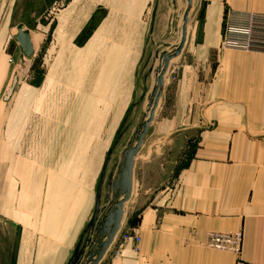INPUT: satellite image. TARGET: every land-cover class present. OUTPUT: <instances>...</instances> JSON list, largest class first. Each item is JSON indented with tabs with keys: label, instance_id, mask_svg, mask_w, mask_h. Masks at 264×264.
Wrapping results in <instances>:
<instances>
[{
	"label": "rangeland",
	"instance_id": "rangeland-1",
	"mask_svg": "<svg viewBox=\"0 0 264 264\" xmlns=\"http://www.w3.org/2000/svg\"><path fill=\"white\" fill-rule=\"evenodd\" d=\"M187 6L188 0L0 1V29L10 40L0 57L1 247L13 245L21 225L71 238L86 227L91 241L98 239L88 226L107 154L118 131L119 140H132L146 119L159 66L149 51L141 61L140 48L149 39L176 45ZM157 24L165 34L153 37ZM18 25L30 30L31 56L16 40ZM221 49L220 55H257ZM117 146L103 203L117 174Z\"/></svg>",
	"mask_w": 264,
	"mask_h": 264
},
{
	"label": "crops",
	"instance_id": "crops-1",
	"mask_svg": "<svg viewBox=\"0 0 264 264\" xmlns=\"http://www.w3.org/2000/svg\"><path fill=\"white\" fill-rule=\"evenodd\" d=\"M230 9L264 12V0H201L135 156L133 191L120 231L98 264H264V53L220 55L221 47L232 50L222 45ZM156 16L154 11L153 22ZM165 30L157 24L151 34ZM7 32L0 29V57L10 41ZM174 46L149 39L140 48L141 61L148 51L157 59ZM131 141L119 140L115 173ZM101 198L102 206L113 202L108 197L103 203V191ZM95 204L96 198L89 223ZM85 228L71 238L26 232L21 225L13 245L0 246V264H68L80 242L90 238ZM239 230L240 254L205 244L211 233ZM127 231L141 238L139 244L124 241ZM90 249L87 245L85 252ZM87 260L82 256L78 264Z\"/></svg>",
	"mask_w": 264,
	"mask_h": 264
},
{
	"label": "water",
	"instance_id": "water-1",
	"mask_svg": "<svg viewBox=\"0 0 264 264\" xmlns=\"http://www.w3.org/2000/svg\"><path fill=\"white\" fill-rule=\"evenodd\" d=\"M194 2L195 0H188V6L183 17L182 36L180 41L171 51H164L160 55H157L160 63L158 69L156 70L155 85L149 97L146 119L140 124L139 129L134 133V138L131 142H129L128 147L123 151V159L118 165V173L115 179L108 183V188L111 193L110 198H112L113 202L108 207H105L101 205L102 188L111 155L119 143V131L107 154L101 177L97 185L94 214L88 226L89 229H94L98 239L96 241H91V239L88 238L82 246L81 241L68 264H78L80 258L85 255L88 258L86 264H98L115 240V237L121 228V222L124 217V205L130 200L133 191L135 156L140 150L149 131L150 125L155 118L164 90L165 74L169 68L170 62L182 53L188 39L190 17L194 7ZM17 29L18 32L16 40L23 48L26 56H31L34 53V44L31 40L30 30H25L22 25H19ZM102 212H105V214L102 218H100V214ZM88 244L91 246V249L88 252H85Z\"/></svg>",
	"mask_w": 264,
	"mask_h": 264
},
{
	"label": "built area",
	"instance_id": "built-area-1",
	"mask_svg": "<svg viewBox=\"0 0 264 264\" xmlns=\"http://www.w3.org/2000/svg\"><path fill=\"white\" fill-rule=\"evenodd\" d=\"M222 45L227 49L264 53V12L230 9L225 17ZM124 241L141 238L133 231L122 235ZM205 244L212 249L240 254L243 246L241 230L228 233H211Z\"/></svg>",
	"mask_w": 264,
	"mask_h": 264
},
{
	"label": "bare ground",
	"instance_id": "bare-ground-1",
	"mask_svg": "<svg viewBox=\"0 0 264 264\" xmlns=\"http://www.w3.org/2000/svg\"><path fill=\"white\" fill-rule=\"evenodd\" d=\"M183 17H184V15L182 16V22H181V27H180V38H179V41H180V39H181V36H182V24H183ZM155 79V78H154ZM153 87V86H152ZM117 172V171H116ZM105 181V180H104ZM104 184V183H103ZM128 205V203L126 204V206ZM120 231V230H119ZM118 234V233H117ZM117 236V235H116ZM116 238V237H115Z\"/></svg>",
	"mask_w": 264,
	"mask_h": 264
},
{
	"label": "trees",
	"instance_id": "trees-1",
	"mask_svg": "<svg viewBox=\"0 0 264 264\" xmlns=\"http://www.w3.org/2000/svg\"><path fill=\"white\" fill-rule=\"evenodd\" d=\"M120 133V132H119ZM118 136H119V134H118ZM131 220V219H130Z\"/></svg>",
	"mask_w": 264,
	"mask_h": 264
}]
</instances>
